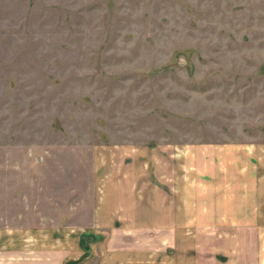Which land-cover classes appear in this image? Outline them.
<instances>
[{"label":"rangeland","instance_id":"rangeland-1","mask_svg":"<svg viewBox=\"0 0 264 264\" xmlns=\"http://www.w3.org/2000/svg\"><path fill=\"white\" fill-rule=\"evenodd\" d=\"M243 165L258 193L264 0H0V226L26 247L116 192L241 194Z\"/></svg>","mask_w":264,"mask_h":264},{"label":"crops","instance_id":"crops-1","mask_svg":"<svg viewBox=\"0 0 264 264\" xmlns=\"http://www.w3.org/2000/svg\"><path fill=\"white\" fill-rule=\"evenodd\" d=\"M242 169L241 194L176 192L160 202L147 195L134 211L133 193L116 192L113 209L94 210L96 219L56 247H26V233L3 224L0 264H264V173L251 193Z\"/></svg>","mask_w":264,"mask_h":264}]
</instances>
